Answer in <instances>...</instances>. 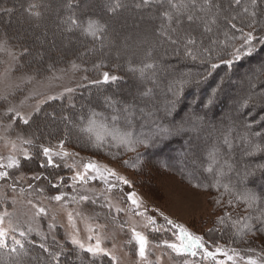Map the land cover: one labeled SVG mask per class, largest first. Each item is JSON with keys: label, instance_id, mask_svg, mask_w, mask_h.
<instances>
[{"label": "trees", "instance_id": "obj_1", "mask_svg": "<svg viewBox=\"0 0 264 264\" xmlns=\"http://www.w3.org/2000/svg\"><path fill=\"white\" fill-rule=\"evenodd\" d=\"M92 1L94 3L89 11L91 17L86 19L85 14L80 13L71 17L72 12L80 6L79 0H71L66 4V15L63 18V24L66 23L68 27L73 26L70 17L77 20V26L84 35L77 37L78 42H91L92 46L88 51L81 55L72 54L70 57L75 60L81 57L87 62L92 76L76 81V84H84L74 92L47 103L32 120L43 114L45 117L48 115L50 119L49 112H61L68 107L79 111V114L73 115L72 121H75V118L80 121L77 127L71 123V128L52 126L50 122L45 128V139L42 138L44 134L40 139L36 138L37 142L33 141L35 137H27V157L22 155L18 162L23 173L29 177L30 186L26 187L27 183L24 182L22 185L16 183L19 182L18 176L23 174L20 166L7 168L8 176L0 180V192L3 193H0V207L11 209L16 200L14 195L17 193L28 194L36 200H52L60 194H75V190L82 183L73 179L72 166L67 163L64 155L68 150L122 164L120 161L126 160L125 156L117 158L113 154L124 155L125 152L141 150L144 147L148 160L154 165L153 168L163 172L166 166L168 169L165 174L178 176L201 191H217L233 200L245 190L253 193L257 197L255 204L249 205L238 200L239 207L234 208V211L229 205H222L224 210V207H227L231 212L224 217L225 228L220 230L221 236L215 241L228 246L230 253L235 252L242 258H251L256 260L257 264H264V192L259 191L261 187L258 183L264 174V124L256 118L264 109L260 103H250L253 99L245 98L243 94L253 78L254 81L261 80V85L264 86V58L241 73L235 67L240 66L245 59L254 58L259 50L240 60H232L231 55L242 45V52L248 47L244 44L248 33L253 36L252 46L257 40H264V0H241L240 4H236L235 0H211V7L205 6L202 11L199 8L195 10L197 19L191 23L186 19L187 10L177 13L170 8L167 0H149L147 4L144 0ZM198 2L202 4L203 0ZM223 2H226L228 12H232V18L235 17V24L225 18ZM20 5L23 7V4ZM164 10L172 12L171 22L160 16ZM89 20L102 26V31L96 32L95 36L85 31ZM248 21H251L250 28L245 26ZM157 24L160 30L157 29L156 36L162 37L160 47L155 42L156 36L153 37L152 34L155 33ZM233 24L235 28L232 27ZM206 28L210 31H205ZM58 30L56 25V32ZM126 34L128 39L137 37L136 40L140 43L138 50L126 60L124 55L114 53L117 58L113 60L117 40L119 37L126 38ZM188 37H192L196 43L188 45ZM151 39L154 44L150 42L149 53L144 54L143 51ZM188 52L192 54L189 55ZM167 53L181 54L183 60L165 58ZM98 54L102 58L97 60ZM25 56L19 63L26 67L34 63L36 73H41V66L48 65L45 59L33 61ZM143 60L151 67L143 65ZM225 61L235 62L229 66ZM213 64L217 67L212 68ZM142 67H145L141 74L144 83L138 79ZM130 68L136 71L138 76H134L135 79L132 80ZM112 70L116 71L113 72L117 76L115 80L104 81L96 78L100 72L109 74ZM205 72L213 79L212 84L219 83L218 86L213 89L210 85L209 92L199 103H194L193 100L185 103L186 94L192 93L193 90L198 91L204 86V82L199 80L200 75L204 76ZM122 74L129 80L124 79ZM228 76L237 81L236 88L230 90L227 95L229 101L223 98L226 95L224 90L218 91L223 78ZM74 80L70 82L74 83ZM146 84L147 91L144 90ZM252 87H256V82ZM130 94H134L135 98L132 97L131 103L127 104L126 97ZM105 96L111 100V105L106 108L102 106ZM215 96L218 98L214 99ZM256 97L264 99V91L258 92ZM222 100L223 102H220ZM227 101L230 107L232 106L230 117L219 119L217 109ZM212 111L214 113H211ZM252 113L256 115L252 116ZM250 118H254L257 123H246ZM90 121H95L91 125L92 132L86 131L90 127ZM28 127L27 125L24 128ZM64 129L68 131L61 134L60 130ZM5 130L9 132L8 128ZM117 130L121 134L131 133L132 143L124 145L118 140H113L110 133ZM96 132L103 136V142L96 140ZM42 139L45 142H42ZM173 140L176 142L172 148ZM234 140L238 142L235 144ZM44 148L51 150V164L44 155ZM162 148H168L171 153H175L176 148L179 149L180 158L174 157L169 161L167 156L162 154ZM250 149H253L252 154L244 156ZM186 153H190L187 163V156L184 158ZM166 159L169 162H165ZM209 167L213 169L211 172L207 170ZM36 169H40V172H35ZM33 174H37V177ZM64 199L59 203L67 205ZM83 205L87 206L88 203ZM40 215L32 211L21 214L19 229L26 233V237H20L18 232H10L8 243L11 246V237L15 235L17 239H21L24 248L18 249L16 253H10L7 248L0 249V264H114L108 256L94 255L74 246L65 239L60 225L47 223L44 219L46 214ZM218 221L220 223L224 220ZM174 225L164 222L158 226H173V232L178 235L179 230ZM29 228L32 231L29 232ZM223 230L227 237L225 241L221 240ZM198 236L204 244L208 241V235ZM247 260L243 259L244 262Z\"/></svg>", "mask_w": 264, "mask_h": 264}, {"label": "rangeland", "instance_id": "obj_2", "mask_svg": "<svg viewBox=\"0 0 264 264\" xmlns=\"http://www.w3.org/2000/svg\"><path fill=\"white\" fill-rule=\"evenodd\" d=\"M23 1L25 3H22ZM69 1L71 0H0V163L7 165L10 157L18 161L22 155H25L27 153L25 143L29 140L27 137L31 138L33 136L35 137L33 141L37 142L36 138L40 139L42 134H44L42 138L45 139L47 134L45 128L50 122L52 126L59 125L71 128L73 125L77 127L80 121L78 118L72 121L73 115L79 114V111L71 110L68 107L62 109L61 112H49L50 119L48 115L45 117L43 114L32 121L33 117L47 103L57 97L74 92V90L84 84V82L76 84V81L92 76L87 62L85 63L81 57L76 60L70 57L72 54L81 55L83 52L88 51L92 45H90L91 42L89 40L84 42L79 40L78 42L77 37L83 33L80 32L77 23L76 25L73 24L72 27L74 28L66 26V23L63 24V18L66 15V4ZM243 1L246 2L245 0ZM79 3V9H76L74 13L72 12L71 17L73 15L76 16L78 13L85 14L86 19L89 16L91 17V12L89 11L94 1L79 0ZM20 4H23V7ZM222 7L225 18L232 20L235 24L231 16L232 12H228L226 2H223ZM160 16L164 15L161 14ZM247 23L246 27H252L251 21ZM56 25L59 28L57 32ZM158 28L160 30L159 25H155V33H152L153 37L157 35ZM186 34L193 36L191 33ZM73 35L75 36L74 38L72 37ZM124 36L126 38L119 37L117 40L113 52L115 57L113 60L117 58L114 53L124 55L126 60L138 50L140 43L136 40L137 37L128 39V34ZM209 38L211 39L212 36ZM147 39L149 40L150 38ZM161 39L162 37L156 36V41L154 40L159 47L161 46ZM151 40L143 51L144 54L147 53L148 55V49L151 47L150 42H153V39ZM263 42L264 40L262 41V39L260 41L257 40L256 44L252 46L251 54L259 50L258 56L252 59H245L240 66L235 67L237 71L239 70L243 73L264 58V47H261ZM24 55H26L25 58L33 61H43L45 59L48 65L45 67L41 66L39 68L41 73H36L37 70L33 67L34 63L30 67L19 63V60L21 61ZM103 56L105 55L103 54ZM244 56L246 55H242L241 58ZM166 57L183 60V56L178 53L173 55L172 53H167ZM101 58L102 56L98 54L97 60ZM234 62L232 61L231 64ZM142 63L143 65L147 64L146 60H143ZM106 67L108 69L111 68L109 66ZM140 70L139 73L137 72L138 77L136 71L130 68L131 80L135 79L136 76L140 81L143 80L141 74L145 67ZM113 72L116 73V71L112 70V73L108 74L109 79L107 81H112V77L117 78ZM105 73L100 72L99 77L97 75L96 78L105 81ZM122 77L129 80L123 74ZM210 78L206 72L204 76L200 75L199 81H203L204 86L198 91L193 90V94H186L185 103H190V100H193L194 103H199L200 99L209 92L210 85L213 89L216 88L219 83L213 85V79ZM73 79H75L74 83H71L70 81H73ZM142 82L144 83V81ZM255 82L256 87H252ZM236 84L237 81L230 76L223 78L222 85L219 86L218 91H225L224 100L226 98L227 100L229 99L227 95L230 90L236 88ZM261 84V80L254 81L253 78L250 86L246 88L243 94L245 98L253 99L250 103L254 105L260 103L261 108L264 109V99H257L256 97L258 92L264 91V86ZM147 87L146 84L144 87L145 91L148 90ZM132 97L135 98L134 94L126 97L127 104L131 103ZM215 98L217 99L218 97L215 96ZM228 101L224 104L220 103L221 105L217 109L219 119L230 117L232 106L230 107ZM220 102H223V100ZM110 105L111 100L105 96L102 106L106 108ZM86 112L87 110H85ZM211 113H214V111ZM261 113L256 118L264 124V112ZM255 115L256 113H252V116ZM24 120H27V123H24ZM246 123L251 125L257 123V121L254 118H250ZM27 125L29 127L24 128ZM262 127L264 129V126ZM7 128L9 132L5 130ZM60 131L62 134L68 130ZM42 142L45 141L42 139ZM175 142V140L172 141V148ZM237 142V140H234L235 144ZM161 152L167 156L169 161L174 159V157L176 159L180 158V152L177 148L175 153L169 152L168 148H162ZM252 152L253 149H250L244 156H248ZM66 153L67 163L72 166L73 178L77 177V174L84 176V180H75L78 183H82L75 190V194L64 196V198L66 197L64 202L67 205L59 203L55 199L36 200L28 194H15L16 200L11 209L6 206L0 207V214L9 213V216L4 218L3 224L8 233L11 232V227L21 225L22 213H31L32 211L37 214L38 208L45 207L47 213L44 219L47 220V223L60 225L67 241L72 243L75 238L85 245V249L89 246L95 249L97 240H99L100 250L96 251L94 255L108 256L114 264H185V262L187 264H218L219 261H224L225 264H233L232 261L223 255H217L215 259L206 258L204 250L215 252L217 248H220L222 251L228 252L229 255H233V253H230L228 246L217 243L215 240L221 236L220 230L225 228L224 217L231 210L234 211L236 210L234 208L239 207L236 198L233 200L219 194L217 191H201L187 184L178 176L174 177L170 174H165L164 172L168 169L166 166L163 168V172L158 171L153 168L154 165H151L152 161L148 160L147 150L144 147L141 150L136 149L125 152L124 155L113 154L117 158L125 156L126 160L120 161L122 164L106 158L87 157L82 153L70 150L66 151ZM189 154L186 153L184 155V158L187 156L186 163L189 159ZM208 155L210 156V154ZM167 159L163 161L169 162ZM88 164H92L95 168L101 170L104 176L101 177L93 169L86 171L85 165ZM19 166L21 169V164ZM181 169L185 170L183 167ZM6 170L7 168H0V171ZM107 170L114 172L116 175L108 176ZM20 171L23 173L22 169ZM36 171L40 172V169H36ZM33 176L37 177V174H33ZM18 177L17 180L20 183L16 181L17 184L22 185L24 182L27 183L26 187L30 186L27 175L23 173ZM117 177H122L128 183H121ZM258 183L261 187L259 191L264 192V174ZM130 193L135 194L133 199L138 202V208L128 199ZM81 197H87V200H82ZM230 202L233 203L231 204ZM83 203H88V205L85 206ZM224 204L229 205L232 209L224 207L226 209L224 210L222 207ZM33 205L36 207H33ZM137 212L143 213V215H137ZM69 213L72 215L71 221L69 220ZM165 217L167 220H171L173 224L184 227L194 236L200 235L204 237L208 235L206 239L208 241H205V244L203 243L205 249H197L195 256L191 254L177 255L164 246L163 241L165 240L179 243L177 235L172 230L173 226H158L164 222L167 223ZM218 219H223L224 221L219 223ZM150 220L155 221V223H150ZM9 221H11V226ZM156 229L159 230L157 231ZM134 231L139 232L147 239L145 258L139 255V245L133 234ZM226 238L223 230L221 240L225 241ZM74 246L80 248L78 245ZM241 258L239 255L234 256L236 264H246L243 259H249Z\"/></svg>", "mask_w": 264, "mask_h": 264}, {"label": "snow or ice", "instance_id": "obj_3", "mask_svg": "<svg viewBox=\"0 0 264 264\" xmlns=\"http://www.w3.org/2000/svg\"><path fill=\"white\" fill-rule=\"evenodd\" d=\"M149 0H144V3H148ZM168 4L170 5V8L175 10L177 13H182L183 11L187 10L188 14L186 16V19L191 23L193 22L195 19H197V17L194 15L195 10L197 8H199L201 11L204 9L205 6L211 7V0H203V3H199L198 0H167ZM241 0H235L236 4H240ZM245 11H247V9H245ZM164 17L166 19H168L169 22H171V20L173 19V15L171 11H165L163 13ZM70 19L72 20L73 24L77 23V20L73 19L70 17ZM233 19H235V17H233ZM232 27H236L234 24L232 25ZM206 31H210V29L206 28ZM86 32L90 33L91 35L95 36L96 32L98 31H102V26H99L98 24H96L94 21L89 20L88 24H87V28L85 29ZM252 40H253V36L251 33H248L246 38H244V44L248 45V47L246 49H244V51H241V48H243V45L241 46V48H236L234 50L233 53H231L233 60H239L241 58L242 55H250L252 52ZM196 43V41L192 38V37H188L187 38V44L188 45H194ZM189 55H191V52H188ZM225 63H227L229 66H231L232 61H225ZM146 67H151V65H146ZM217 65L213 64L212 68H216ZM104 79L105 81H107L109 79V76L107 73H105L104 75ZM111 79H116L115 77H112ZM69 91H71V89H69ZM209 103H211V101H209ZM24 123H27V120H24ZM95 123V121H90V127L88 129H86V131L92 132L93 129L91 127V125H93ZM103 127V126H101ZM112 135L113 140H118L121 144L124 145H129L132 143L131 140V133L125 132V133H119L118 130L117 131H113L112 133H110ZM95 138L98 142H103V136L99 133L96 132L95 133ZM140 143H143L142 141H139ZM44 155L46 157H48V163L51 164L52 163V157H51V150L48 148H44ZM26 157H27V153H25ZM64 155H67V153H64ZM214 158V155H213ZM19 166V162L17 160H15L14 158H9V163L7 165L0 163V168H12V167H18ZM88 169H93L94 171L97 172L98 175H100L101 177L104 176V173L99 170L98 168H95L94 165L92 164H88L85 165V170L87 171ZM209 172H211L213 169L212 167H209L207 169ZM107 174L108 176H115L116 174L110 170H107ZM8 176V172L7 171H0V180L5 179ZM74 180L76 179H80V180H84V176L77 174V177L73 178ZM117 179L124 184H127L128 181L124 180L122 177H117ZM105 182H107V180H105ZM225 190L227 191V186H225ZM134 193H130L128 195V199L131 201V203L133 205H135L137 208L139 207L138 202L133 199L134 197ZM53 199H55L57 202L61 201L64 199L63 194L57 195L55 197H53ZM82 200H87V197H81ZM237 200L252 205L255 204L257 201V197L253 194V193H249L248 191H244L241 192L239 196H237ZM231 203V202H230ZM33 207H36L35 205H33ZM40 214H46V210L44 208H38L37 210V215ZM137 215H143V213H136ZM6 216H9V213L4 212L3 214H0V249H9L10 253H16L19 250H23L24 248V244L21 241V239H17L15 235H12L11 237V246H9L8 243V230H6L3 227L4 224V218ZM165 219L167 220V218L165 217ZM69 220H72V215L71 213H69ZM150 223L154 224L155 221L150 220ZM168 224H173V222L171 220H167ZM9 224L11 226V221H9ZM51 227V225H50ZM174 227L178 228V235H177V240L179 241V243H173V242H169L167 240L163 241V245L166 246L167 248L171 249L173 252H175L177 255H183V254H191L193 256H195L197 254L196 250L197 249H205V245L202 242V238L199 236H194L191 233H189L186 229H184L182 226L179 225H174ZM157 231L159 229H156ZM28 231H32L31 228L28 229ZM11 232L12 233H16L18 232L20 237H26V233L22 230L19 229V226L16 227H11ZM137 243L139 245V255L142 258H145V253H146V245H147V239L146 237H144L142 234H140L139 232H133ZM72 243L74 245H78L81 249H85V245L83 243H80L78 240H76L75 238L72 240ZM159 246V245H158ZM88 252H91L93 254H95L96 251L100 250L99 247V240H97V244L95 249L91 246L87 247L85 249ZM217 255H223L226 256L228 260L232 261L233 264H236V261L234 259L236 254L235 252H233V255H229L228 252L226 251H222L220 248H217L215 252L212 251H208L207 249L204 250V256L206 258H212L215 259V257ZM242 259V258H241ZM185 264H187V262H185ZM218 264H225L224 261H219ZM246 264H257L256 260H253L251 258H249L246 262Z\"/></svg>", "mask_w": 264, "mask_h": 264}, {"label": "bare ground", "instance_id": "obj_4", "mask_svg": "<svg viewBox=\"0 0 264 264\" xmlns=\"http://www.w3.org/2000/svg\"><path fill=\"white\" fill-rule=\"evenodd\" d=\"M261 47H264V42L262 43ZM258 56V53L255 55V57Z\"/></svg>", "mask_w": 264, "mask_h": 264}]
</instances>
